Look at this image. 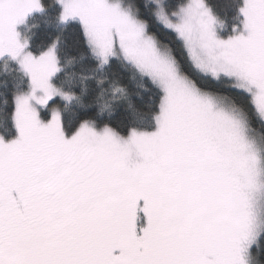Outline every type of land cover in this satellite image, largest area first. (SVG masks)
Here are the masks:
<instances>
[{"label": "snow or ice", "instance_id": "snow-or-ice-1", "mask_svg": "<svg viewBox=\"0 0 264 264\" xmlns=\"http://www.w3.org/2000/svg\"><path fill=\"white\" fill-rule=\"evenodd\" d=\"M51 2L74 53L21 31L49 0H0V62L22 78L0 108V264H264V0ZM85 60L98 111L69 131L52 102H80L60 77ZM113 62L158 93L126 132L97 128L125 98L95 75Z\"/></svg>", "mask_w": 264, "mask_h": 264}, {"label": "trees", "instance_id": "trees-1", "mask_svg": "<svg viewBox=\"0 0 264 264\" xmlns=\"http://www.w3.org/2000/svg\"><path fill=\"white\" fill-rule=\"evenodd\" d=\"M215 3L216 0H213ZM50 6L42 14H37L26 23L24 34L29 38L32 48L38 49L50 44L54 38L61 36L60 48L62 54L64 52L75 51V42L77 39V25L73 24L69 29L62 34V26L56 21V14L58 8L54 3L49 0ZM223 5L218 8L221 10L220 15L224 18V24L219 29L220 31H226L231 21L228 19L225 12L222 10ZM233 13L229 11V16ZM226 35L227 33H221ZM161 41L172 43L175 49L176 55L179 58H183V52L180 50L178 44H175L171 39L161 33ZM90 70L89 61L78 62L76 65L69 66L65 69V72L61 74L60 82L65 90L71 91L80 97V102L73 100L67 104L62 100H55L53 104L59 105L64 111L65 125L69 131H72L77 126V115L84 116L87 113H95L97 108L86 109L82 105H86L93 102L97 93L100 91V87L97 85L96 79H87L81 82L80 75H87ZM97 77H108L111 81H118L123 87L125 92V98L115 102L114 110L111 116L108 113H104L101 116H97V128L102 126L103 123H111L114 127L120 128L121 131L126 132L127 125L131 122L133 116V109L144 108L147 105L153 103L154 95L158 96L156 90L140 76L132 72L130 69H125L123 66L113 62L112 67L105 69L103 72H97ZM22 78L20 74L15 70V66L11 64H5L0 62V108L4 109L5 114L10 115L13 109V96L14 93L21 91ZM104 87H107L105 85ZM129 102H131L132 108H129ZM42 118L47 120L49 113L45 110L41 113ZM255 131L251 135L264 146V126L259 125L254 121ZM7 127L11 129V122L8 120ZM14 134V132L12 133ZM264 245V240H262ZM260 259L264 261V251L261 252Z\"/></svg>", "mask_w": 264, "mask_h": 264}, {"label": "rangeland", "instance_id": "rangeland-1", "mask_svg": "<svg viewBox=\"0 0 264 264\" xmlns=\"http://www.w3.org/2000/svg\"><path fill=\"white\" fill-rule=\"evenodd\" d=\"M27 23V22H26ZM25 27H26V24L22 27V29H21V31L23 32V28H24V30H25ZM23 34H24V32H23ZM26 37H27V35L26 34H24ZM28 38V37H27ZM29 39V38H28ZM54 102V101H53ZM64 102V101H63ZM64 103H66V102H64ZM98 129H99V127H98ZM256 139V138H255ZM258 142V141H257ZM259 143V142H258ZM260 144V143H259ZM262 146V145H261Z\"/></svg>", "mask_w": 264, "mask_h": 264}]
</instances>
